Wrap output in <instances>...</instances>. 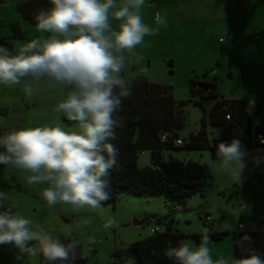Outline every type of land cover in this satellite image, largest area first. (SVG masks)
<instances>
[{
  "label": "rangeland",
  "instance_id": "rangeland-1",
  "mask_svg": "<svg viewBox=\"0 0 264 264\" xmlns=\"http://www.w3.org/2000/svg\"><path fill=\"white\" fill-rule=\"evenodd\" d=\"M24 1L3 0L0 7V39L12 34L14 22L23 34L0 64L9 57L31 65L40 52L67 50L70 23L90 15L79 49L96 52L103 82L128 86L142 77L170 87L185 102L177 139L186 142L199 129L203 108L207 137L218 140L221 127L210 124L209 111L221 99L243 102L264 131V0H80L65 10L52 7L39 24L17 11ZM37 78L36 70L0 75V130L22 140L17 161L0 164V264H44L41 252L62 241L80 246L85 264H108L114 250L167 227L182 236L180 251L191 264H264V150L242 149L223 160L208 151L163 150L165 162L208 169L200 190L181 204L127 191L108 204L81 200L74 186L88 172L84 140L92 126L64 125V83ZM191 82L216 83L218 97L201 100ZM149 165L150 153H139L137 168ZM206 230L224 235L197 241Z\"/></svg>",
  "mask_w": 264,
  "mask_h": 264
},
{
  "label": "trees",
  "instance_id": "trees-1",
  "mask_svg": "<svg viewBox=\"0 0 264 264\" xmlns=\"http://www.w3.org/2000/svg\"><path fill=\"white\" fill-rule=\"evenodd\" d=\"M79 2L25 0L18 5L17 11L27 22L39 24L52 7L65 10ZM3 4L0 0V7ZM91 21L90 15L72 20L66 32L70 46L65 51L40 52L31 65L17 66L9 57L3 58L0 75L36 70L39 82L62 81L61 122L67 126H92L84 140L83 160L88 172L75 180L76 198L82 200L93 196L97 202L108 204L116 200L120 191H127L139 196L165 194L179 204L184 203L200 190L201 180L208 174L207 167L197 162L174 158L165 162L162 158L163 150L177 148L173 146V140L183 127L185 102L176 101L170 87L142 77L132 79L128 86L103 82L101 60L96 52L79 49L80 41L89 34ZM81 24L85 26L81 33L70 32L72 27ZM11 30L9 37L0 39V57H5L13 44L23 38L18 22L11 24ZM196 85L197 82H191L192 89ZM197 93L201 100L217 98L216 83H209L207 93L200 90ZM199 105L202 107V103ZM202 112L199 129L181 146L186 151H208L212 159L223 160L226 154L242 149L264 150L254 143V134L264 131L253 123L243 102L221 99L213 103L209 121L213 126L221 127V135L212 142L205 130L206 111L203 108ZM226 114L230 116L228 121L224 118ZM163 133L169 134V140L161 144L159 139ZM21 146L22 140L16 132L7 134L0 130V164L7 166L17 161ZM147 151L150 165L138 169V154ZM223 235L209 234L206 230L195 239L210 237L219 241ZM181 238L178 232H171L167 227L146 239L114 250L108 264H191L192 258L180 251ZM40 258L44 264L86 263L81 247L70 246L68 241L41 252Z\"/></svg>",
  "mask_w": 264,
  "mask_h": 264
},
{
  "label": "built area",
  "instance_id": "built-area-1",
  "mask_svg": "<svg viewBox=\"0 0 264 264\" xmlns=\"http://www.w3.org/2000/svg\"><path fill=\"white\" fill-rule=\"evenodd\" d=\"M222 110L226 111L227 107H222ZM224 118L226 121L230 120L229 114H226ZM168 140H169V134L163 133L160 135L159 141L161 144L168 142ZM254 143L256 146L264 147V133H261V132L255 133L254 134ZM173 146L179 148V147L183 146V142L180 141L179 139H174L173 140ZM149 231H150V234H155V233L159 232V230L157 228H153V229L150 228Z\"/></svg>",
  "mask_w": 264,
  "mask_h": 264
},
{
  "label": "water",
  "instance_id": "water-1",
  "mask_svg": "<svg viewBox=\"0 0 264 264\" xmlns=\"http://www.w3.org/2000/svg\"><path fill=\"white\" fill-rule=\"evenodd\" d=\"M204 85V86H203ZM203 85H197V89H199L200 91H202L203 93H207L209 90V87L205 84ZM47 242L46 240H44L41 244L43 245V243Z\"/></svg>",
  "mask_w": 264,
  "mask_h": 264
},
{
  "label": "crops",
  "instance_id": "crops-1",
  "mask_svg": "<svg viewBox=\"0 0 264 264\" xmlns=\"http://www.w3.org/2000/svg\"><path fill=\"white\" fill-rule=\"evenodd\" d=\"M215 234V233H214ZM44 240H46L47 242H48V240L47 239H44V237L43 238H39V241L42 243Z\"/></svg>",
  "mask_w": 264,
  "mask_h": 264
}]
</instances>
